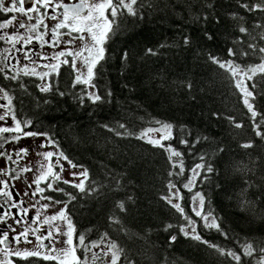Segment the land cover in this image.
<instances>
[{"label": "trees", "instance_id": "1", "mask_svg": "<svg viewBox=\"0 0 264 264\" xmlns=\"http://www.w3.org/2000/svg\"><path fill=\"white\" fill-rule=\"evenodd\" d=\"M253 2L151 0L150 8L137 5V15L118 21L119 28L105 45L107 59L97 67L95 84L102 102L85 100L80 104L75 96L83 86L73 88L71 74L68 84H61L69 95L39 92L35 100L27 97L25 106L36 119V130L52 136L73 163L88 169L86 184L96 189L92 195L66 187L77 196L69 204L68 214L86 237L97 238L107 232L134 264H236L180 233L177 225L184 221L161 199L171 180L181 188V203L189 215H193L192 195L203 193L204 210H211L228 236L204 228L203 221L193 217L199 221L197 231L204 240L235 250L243 264H256L260 253L253 258L243 256L240 246L251 242L264 247V140L253 131L250 114L228 73L209 59L210 55L235 59L241 66L261 62L260 53L239 55L241 49L251 51L249 43L264 46V40L259 39L264 28L254 26L264 24V13L250 14L240 7ZM233 13L243 19H233ZM241 25L250 35L239 32ZM229 48L238 55L229 56ZM147 49L157 54L148 55ZM125 52L126 61L122 59ZM255 79L264 93V79ZM246 83L251 86L252 81ZM254 104L264 113V94L256 95ZM214 112L235 117L243 127L230 126L226 119L213 117ZM155 121L174 126L175 138L165 143L183 153V176L168 175L179 169L171 167L168 153L161 148L134 137H118L104 127L123 123L139 134L159 126ZM185 136L188 145L180 143ZM198 137L207 139L196 143ZM247 143L253 146L243 147ZM200 163L210 165L213 171L203 172L192 192L183 189L190 170ZM120 201L125 202L124 212L117 208ZM113 215L120 224H111ZM167 224L174 227L165 231Z\"/></svg>", "mask_w": 264, "mask_h": 264}, {"label": "snow or ice", "instance_id": "2", "mask_svg": "<svg viewBox=\"0 0 264 264\" xmlns=\"http://www.w3.org/2000/svg\"><path fill=\"white\" fill-rule=\"evenodd\" d=\"M26 0H10L9 4L5 0H0V13L5 15L13 13L9 18L0 22V44L5 45L0 47V77L6 81H12L19 84L22 94L27 95L28 86L21 77H36L41 83L36 87L42 93L51 92L54 84L51 80L53 74L59 75V70L62 65H67L75 73L72 81V87L78 85L83 87L80 93L75 96L80 104L85 100L92 104L103 101V97L96 90L95 84L97 76V67L102 61L107 59L106 47L111 35L119 28L118 21L127 16L137 15V5L141 8L152 7L151 0H78L76 3H64L62 0H32L31 6L25 8ZM242 7L248 13L261 12L264 13V0H255L253 3H241ZM51 8L50 19L57 21L51 28L45 24L43 17L49 15L48 9ZM44 9V12H41ZM16 13L20 14L19 16ZM29 13H36L34 17ZM23 17V18H22ZM233 19L242 20L243 17L238 13L232 14ZM26 18V19H24ZM35 19V23H30ZM256 28H264V24L256 23ZM43 28V31L40 29ZM12 29V31H9ZM23 29L24 31H21ZM66 30V31H62ZM241 34L250 35L247 27L241 25L239 27ZM50 35V39H45ZM205 35H208L207 33ZM67 36L68 39H62ZM211 39V36L208 35ZM255 39V37H253ZM259 39L264 40V32L259 34ZM79 41V43H77ZM190 41L187 37L184 38V43ZM237 43H240L237 38ZM39 44L40 49L44 47L59 48V51L53 52L51 55L37 51L36 45ZM19 45V47H18ZM247 48L251 51L241 49L239 55L247 57L249 55L262 54L261 62L255 65L241 66L232 60H221L218 57L209 56L212 63L216 64L220 69L228 73V79L234 82V88L238 91L239 97L242 99L244 107L247 109L249 119L252 122V128L257 137L264 140V113H260L254 104L256 95L261 93L258 88L256 77L260 76L264 79V46H258L255 43H249ZM148 55H156L153 49H147ZM228 55L236 57L237 51L233 48L228 49ZM40 61H48L45 64H39L36 58ZM71 58V59H69ZM128 53L123 54L122 59L127 60ZM26 62V63H25ZM38 67H43L47 71H37ZM246 81H252L249 86ZM191 87V84L188 85ZM255 93L254 94V91ZM65 93L59 92L63 96ZM110 96L111 93L109 92ZM16 97L11 94L10 89L0 86V158H6L8 166L0 168V176L7 179H0V224H4L6 229L0 228V264H13L11 257L15 256L20 259L27 260L29 257H37L44 261H55L56 264H134V261L129 257L124 247L109 237V234L104 233L98 241H90L85 243L86 234L81 233L76 236L78 243H74V235L76 232L75 225L69 212V204L77 199V196L65 188L58 185L63 183L76 189L80 194L85 196L92 195L96 189L90 188L86 181L89 179L87 168H83L80 172H73V179H64L63 172L65 164L61 161H67L71 168L81 167L73 163L62 150H59V145L55 139L48 133H40L26 131L30 128L32 121L30 119L18 118L17 109L13 101ZM21 105L23 100L20 101ZM212 116L221 118L222 113L214 112ZM12 120V125H7L8 119ZM229 122V125L237 129L242 128L243 124L236 121L233 116H223ZM158 128H147L139 134L130 131L123 123L117 127L104 125L108 131L113 132L121 138L134 137L138 140H144L151 144L154 148H161L168 153V162L173 169H179L178 172L169 171L168 175L183 176L185 173L183 153L177 150L173 145L165 143L175 138L174 126L170 123L155 121ZM121 129L123 131H121ZM8 134V135H5ZM190 135V133H189ZM44 137V142L40 148L54 146L58 149L56 152H37L36 155L41 157L38 161V166L33 168L25 165L20 166V161L28 154L29 149L13 148L8 150L6 145L18 144L25 137ZM207 137H198L196 143ZM182 145H188L189 141L185 136L180 140ZM251 143L244 144L243 147L250 148ZM204 159L203 156L200 157ZM17 165L13 168L11 165ZM59 169V171H57ZM211 173L213 168L210 165L203 163L196 164L191 170V175L187 182L182 185L183 189L192 192L196 186L198 179L201 178L203 172ZM33 173L34 178L27 187L33 189L31 193L27 190L23 192V196H31L35 202L30 206H25L26 201L18 199L20 195L18 190L15 191V185L12 181L19 180L26 173ZM82 177V179H81ZM203 179H207L206 176ZM78 180V182H77ZM44 186H41V185ZM33 185L35 186L33 188ZM168 193L162 195L161 199L166 202L172 209H175L179 217L184 221L177 225L180 233L184 236L206 244L209 248L214 249L221 256L230 257L236 264H243L242 256L232 249H225L219 245L213 244L202 238L197 231L199 221H203L204 228L208 230H216L225 238H228L227 233L223 232L217 217L209 211L204 210L205 197L201 192H195L191 197V212L189 215L185 206L181 203L184 197L181 193V188L173 181L169 180L167 184ZM55 192L67 197L66 200L56 199L54 196H46L45 192ZM39 197L38 199H35ZM41 200H47L48 203L40 204ZM63 204L59 211L52 215H44L42 210H47L55 205ZM39 205V207H37ZM119 211H126L125 202L117 203ZM15 209V211H13ZM32 209L36 210L35 216H30ZM193 217H198L199 221ZM111 224H120V219L113 215L109 218ZM13 223L9 224L8 221ZM24 225L20 232H16L17 225ZM174 225L167 224L165 231L173 228ZM126 231V230H125ZM9 232L16 233L11 238ZM59 236L66 237L63 243L64 248H56V238ZM30 237L35 238V244L32 249H21L20 244L33 243ZM175 236L171 237L174 241ZM15 244V247H13ZM243 256L253 258L254 254L259 252L260 255L256 259V264H264V247L257 248L253 243L247 242L241 244ZM99 249V251H94ZM78 251H83L84 257L81 259L77 255ZM32 264H39V261H33Z\"/></svg>", "mask_w": 264, "mask_h": 264}, {"label": "flooded vegetation", "instance_id": "3", "mask_svg": "<svg viewBox=\"0 0 264 264\" xmlns=\"http://www.w3.org/2000/svg\"><path fill=\"white\" fill-rule=\"evenodd\" d=\"M30 2H32V0H30ZM76 2H78V0H68V1H65L64 3H76ZM5 3L9 4L10 0H5ZM30 6H31V4L28 6L27 5V0H26L25 8L27 9ZM11 15H13V13H9L7 15H5L3 13H0V22H2L3 20L9 18ZM16 15L19 16L20 14L16 13ZM24 19H26V18H24ZM30 23H32V22H30ZM9 31H12V29H9ZM21 31H24V30L21 29ZM62 31H65V30H62ZM45 39H50V35L46 36ZM62 39L66 40V39H68V37L67 36L62 37ZM4 46L5 45L0 44V47H4ZM18 47H19V45H18ZM36 48H37V51L40 50L39 44L36 45ZM43 53L51 55L46 50ZM36 59H37L38 63L41 64V65L45 64V63H48V61H40L38 57ZM37 71H41L42 72V71H47V69H45L43 67H38ZM70 74H71V76H75V73L72 71L71 68H69L67 65H62L60 70H59V75L56 76L55 74H53V76L51 77V80H52L53 84L55 85L51 92H63V93H65L64 95H69L68 92L66 90H64V88L61 86V84L64 85V86H66L68 84L67 83V82H69L68 75H70ZM59 77H61V79ZM21 79L28 86V93L29 94H27V95L22 94V90L19 88V84L18 83L12 82V81H6V80L3 79V77H0V86H4L6 89H10L11 90V94H13L16 97V99L13 101V103L16 106L18 118H20V119H30L32 121L31 127L27 128L25 130L26 131L39 132V131L36 130V128H37L36 119L27 110V108L25 106V100L27 99V97H32L35 100V98L38 96V93L40 92L39 89L36 87V85L41 83V81L38 78H36V77H21ZM56 88H57V90H56ZM51 92H48V93L40 92V93L49 94ZM21 100H23V104L22 105L20 103ZM2 102L3 101H0V103H2ZM0 123H2V122H0ZM7 125L8 126L12 125V120L10 118L7 120ZM40 133H44V132H40ZM5 135H8V134H5ZM37 138L38 137H25L18 144H8V145H6V147H7L8 150H11L13 148H16L17 150L20 149V148H27V149H29V154H30L32 152V149L33 150L36 149ZM42 142H44V140H42ZM59 150H60V148H59ZM42 152H47L46 147L43 148ZM27 158H28V156H26L23 160H21L19 162L21 167H23L25 165H28V166H31V167L35 168V167L38 166V161L41 160V159H35V160L28 161L25 164V160ZM61 163L65 164V165H68L67 161H61ZM7 166H8V162H7L6 158H0V168H6ZM11 167L15 168V167H17V165L13 164V165H11ZM57 171H59V169H57ZM29 176H30L31 180L34 178V174L29 172V173H26V174L22 175L19 180L11 182L12 184L15 185L14 195H15V191L18 190V192L20 194L18 196V199H22V200L26 201L27 203H26L25 206H30L31 203L35 202V200L30 195L27 196V197L23 196V192L25 190H27L29 193H31V191L33 190V189H30V188L27 187V185H28V177ZM0 179H7V177L0 176ZM41 186H44V185L42 184ZM58 186L61 187V188H65L66 189V187L69 186V185H65L63 183H60ZM34 187L35 186L33 185V188ZM44 195H46V196H54L56 199H61V200H66L67 199V197L63 196L62 194L55 193V192H50V191L49 192H45ZM30 198L32 199V202H30ZM38 198L39 197H36L35 199H38ZM45 203H48V201L47 200H41L40 201V204H45ZM37 207H39V205H37ZM62 207H63V204L55 205L54 207H51V208L47 209L46 211L42 210V212H43L44 215H52L55 212L59 211V209L62 208ZM13 211H15V209ZM35 214H36V210L32 209L31 212H30V216L34 217ZM72 222L75 225V229H76V232H75V235H74V243H78V241L76 240V236H78L79 234H81L83 232H82L81 227L78 226V223L76 222V220L75 221L72 220ZM8 223L12 224L13 221L9 220ZM15 227H16V232H20V231L23 230L24 225L21 224V225L15 226ZM0 228H4L5 230H7L4 224H0ZM15 234L16 233L9 232V237L11 238ZM30 239H32L33 243H28V244L22 243V244L19 245V247L21 249H25V248L32 249L34 244H35V238L34 237H30ZM64 239H66V237H63V236L57 237L56 238L55 247L58 248V249L59 248H64L65 247V245L63 243ZM99 239H100V237H97V238H88V237H86L85 243L87 244L90 241H98ZM13 247H15V244H13ZM77 255L80 256L81 259H83V257H84L83 251H78ZM11 260L13 261V264H32V262L36 261V260L39 261V264H56L55 261H44L43 259H39L37 257H29L27 260H25V259H20L18 257L13 256V257H11Z\"/></svg>", "mask_w": 264, "mask_h": 264}, {"label": "rangeland", "instance_id": "4", "mask_svg": "<svg viewBox=\"0 0 264 264\" xmlns=\"http://www.w3.org/2000/svg\"><path fill=\"white\" fill-rule=\"evenodd\" d=\"M65 1H68V0H62V2H65ZM30 4H31L30 0H27V5L29 6ZM44 11H45L44 9H41V12H44ZM48 13H49V15L44 16L43 19H44L45 24H47L49 26V28H51L57 21H53L52 19H50V15L52 14L51 13V8L48 9ZM30 15L35 17L37 14L36 13H30ZM31 22L35 23V19H33V21H31ZM40 31H43V28H41ZM77 43H79V41H77ZM45 50L48 51L49 54H52L53 52L59 51L60 49L59 48L53 49V48H49V47L46 46L42 50L40 49L39 51L45 52ZM69 59H71V58H69ZM158 127L159 126H155V127H152V128H158ZM44 139L45 138L41 137V136H39L37 138L36 149H34V150L32 149V152L29 155H27L28 158L25 160V164L28 161H31V160L41 159V157L36 155V152H42L43 148H40V145L42 143V140H44ZM46 150L47 151H52V152L58 151V149L56 147H54V146H50L49 148L46 147ZM82 170H83V168H81V167L73 169V168H71V166L65 165V171L63 172L62 175H63L64 179L71 180V179H73V177H72V173L73 172H77L78 173V172H80ZM190 175H191V173H190ZM81 179H82V177H81ZM31 181L32 180L30 179V176H29L28 177V183H30ZM77 182H78V180H77ZM30 202H32L31 198H30ZM94 251H99V249H94Z\"/></svg>", "mask_w": 264, "mask_h": 264}]
</instances>
